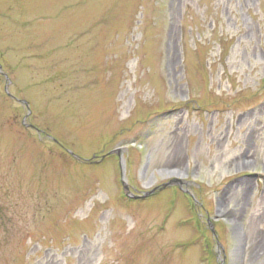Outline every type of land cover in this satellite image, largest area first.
I'll return each instance as SVG.
<instances>
[{
    "label": "rangeland",
    "instance_id": "rangeland-1",
    "mask_svg": "<svg viewBox=\"0 0 264 264\" xmlns=\"http://www.w3.org/2000/svg\"><path fill=\"white\" fill-rule=\"evenodd\" d=\"M0 264H264V0H0Z\"/></svg>",
    "mask_w": 264,
    "mask_h": 264
},
{
    "label": "water",
    "instance_id": "water-1",
    "mask_svg": "<svg viewBox=\"0 0 264 264\" xmlns=\"http://www.w3.org/2000/svg\"><path fill=\"white\" fill-rule=\"evenodd\" d=\"M21 104H23L24 106H26L25 102H19ZM110 155H116L118 157V167H119V171H120V182L122 185V189L125 193V196L128 198H133V199H144L149 197L152 193H154L156 190H153L151 192H147V193H143L141 195L138 196H133L130 191H129V186L127 183V179H126V169H125V161L122 158V150L121 149H116L114 151H111L110 153H108L106 156H110ZM106 156L102 157L101 159L105 158ZM181 186H186V184L182 181L179 180H171L170 182L162 185V187L160 189H165V188H169V187H178L181 188Z\"/></svg>",
    "mask_w": 264,
    "mask_h": 264
},
{
    "label": "flooded vegetation",
    "instance_id": "flooded-vegetation-1",
    "mask_svg": "<svg viewBox=\"0 0 264 264\" xmlns=\"http://www.w3.org/2000/svg\"><path fill=\"white\" fill-rule=\"evenodd\" d=\"M189 186H191V185L189 184L188 186H184V188H186V187L189 188Z\"/></svg>",
    "mask_w": 264,
    "mask_h": 264
}]
</instances>
